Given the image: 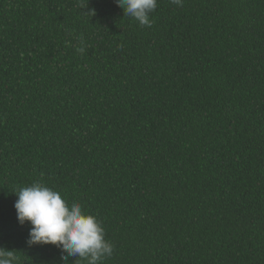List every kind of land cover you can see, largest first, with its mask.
Instances as JSON below:
<instances>
[{"label": "trees", "instance_id": "16d2710c", "mask_svg": "<svg viewBox=\"0 0 264 264\" xmlns=\"http://www.w3.org/2000/svg\"><path fill=\"white\" fill-rule=\"evenodd\" d=\"M84 11L0 0V247L62 264L17 221L40 181L102 222L103 264H264V0Z\"/></svg>", "mask_w": 264, "mask_h": 264}, {"label": "clouds", "instance_id": "9594fccd", "mask_svg": "<svg viewBox=\"0 0 264 264\" xmlns=\"http://www.w3.org/2000/svg\"><path fill=\"white\" fill-rule=\"evenodd\" d=\"M89 0H78V7L83 11ZM123 14L133 18L141 26L151 27L153 13L158 0H115ZM171 3L182 7L183 0H171ZM85 12V11H84ZM92 15L95 10L88 12ZM78 52L85 49L79 47ZM17 196L14 208L20 226L30 225L28 247L35 245H54L60 253L62 264H103L114 251L113 244L106 239V231L96 215L85 212L82 205L73 201L69 203L61 193L40 181L14 190ZM0 264H19V257L14 250L0 247Z\"/></svg>", "mask_w": 264, "mask_h": 264}]
</instances>
